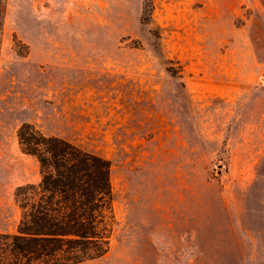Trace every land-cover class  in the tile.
I'll use <instances>...</instances> for the list:
<instances>
[{"label":"rangeland","instance_id":"1","mask_svg":"<svg viewBox=\"0 0 264 264\" xmlns=\"http://www.w3.org/2000/svg\"><path fill=\"white\" fill-rule=\"evenodd\" d=\"M27 123L109 163L74 264H264V0H0V233Z\"/></svg>","mask_w":264,"mask_h":264},{"label":"trees","instance_id":"2","mask_svg":"<svg viewBox=\"0 0 264 264\" xmlns=\"http://www.w3.org/2000/svg\"><path fill=\"white\" fill-rule=\"evenodd\" d=\"M40 181L16 188V233H0V264H74L100 256L111 230L108 161L27 124L16 132Z\"/></svg>","mask_w":264,"mask_h":264},{"label":"crops","instance_id":"3","mask_svg":"<svg viewBox=\"0 0 264 264\" xmlns=\"http://www.w3.org/2000/svg\"><path fill=\"white\" fill-rule=\"evenodd\" d=\"M25 183H26V184L33 185V186H36V185L39 183V179L36 177V178L32 179V181H28V180H26Z\"/></svg>","mask_w":264,"mask_h":264}]
</instances>
